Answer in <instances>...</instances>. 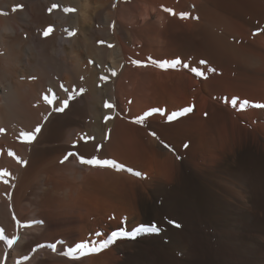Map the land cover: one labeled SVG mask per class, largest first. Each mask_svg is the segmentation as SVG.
<instances>
[{"label": "bare ground", "instance_id": "6f19581e", "mask_svg": "<svg viewBox=\"0 0 264 264\" xmlns=\"http://www.w3.org/2000/svg\"><path fill=\"white\" fill-rule=\"evenodd\" d=\"M201 6V0H0V231L16 238L11 247L0 240V264H119L121 253L131 256L145 245L164 248V264H264V168L260 181L238 177L232 162L239 143H214L195 159L199 185L184 207L195 217L194 233L171 228L149 201L132 204L128 213L138 221L124 228L116 213L125 183L147 189L150 200L171 182L164 163L174 160L171 130L184 116H167L195 102L193 117L202 106L198 63L186 43L200 38ZM154 60L181 63L165 70ZM71 93L64 112L55 110L59 101L44 99ZM261 95L264 105V88ZM250 107L258 137L253 131L254 140L241 141L264 152V107ZM152 109L166 114L134 122ZM38 124L36 138L23 141L21 132ZM79 156L114 160L125 170L82 165ZM117 230L130 240L112 241ZM80 241L99 251L80 260H74L80 253L64 254ZM105 241H112L108 249ZM53 243L55 250L47 246Z\"/></svg>", "mask_w": 264, "mask_h": 264}, {"label": "rangeland", "instance_id": "374dc122", "mask_svg": "<svg viewBox=\"0 0 264 264\" xmlns=\"http://www.w3.org/2000/svg\"><path fill=\"white\" fill-rule=\"evenodd\" d=\"M201 3L200 38L198 41L190 38L186 43L193 50L190 52L191 59L197 60L199 72L203 73V75H200V90L202 89L200 91L202 101L200 102L202 106L199 104L198 110L200 111L197 110L198 115L192 117L195 113V102H191L193 113L183 115L184 121L175 124L171 130V139L172 137L173 139L170 144L174 149V160L167 159L165 161L167 164L164 163V169L167 170H165L166 175L169 182L171 181L170 184L163 190H154V196L150 200L147 196L148 190H143L139 185L125 183L121 187L119 192V209L121 210H116V213L122 221L121 226L123 228L129 223L138 221L136 218L131 219V214L128 213L132 204L145 200V202L149 201L157 210V217H161L160 219L171 228L180 229L179 231L182 232L189 229L194 233L197 228L195 217L191 216L190 219L184 207L185 203L190 201V194H193L199 185L197 177L199 159L207 151L215 149L214 143H217L216 148L220 146L219 144L222 148H229V144L239 143L240 145L233 143V145L236 144L234 146L238 145L239 147H237H242L243 150L241 149L240 156L233 160L232 171H235L234 173L242 180H261V172L264 168V152L255 150V148H245V146L248 144L247 141L253 139L249 134L251 132V134L255 133V136L252 135V137L257 139L258 133L256 132H259L257 119L249 118L246 115V108L251 106L250 108L253 107V110L258 111L259 107L256 105H261L258 97L261 98L264 88V0H201ZM190 48L189 50H191ZM259 54H262L261 57ZM252 60H255V67ZM209 69H214V71ZM261 77L263 79L260 80ZM226 90L228 92L234 91L235 94L229 95ZM245 101H247V104L244 103ZM190 104L189 106H191ZM243 139L246 140V144L242 143L241 140ZM167 161H170V163L172 161V163L170 164ZM157 168L159 169V167ZM127 186L129 187L127 188ZM113 221L112 215L111 218H107V222L112 223ZM153 226L158 227L157 225ZM159 233V230H157L152 234L157 236ZM127 236L121 238L130 240V236L128 238ZM193 241H196V238ZM152 247L151 245H145L139 253L134 252L131 256L121 253L119 264H164V248ZM106 248L105 250L108 249ZM105 250H102V252ZM92 253L96 255L97 252ZM85 254L88 255V252ZM85 254L83 255L85 256ZM81 255H77L74 260H80Z\"/></svg>", "mask_w": 264, "mask_h": 264}, {"label": "snow or ice", "instance_id": "6c2138e0", "mask_svg": "<svg viewBox=\"0 0 264 264\" xmlns=\"http://www.w3.org/2000/svg\"><path fill=\"white\" fill-rule=\"evenodd\" d=\"M18 8L19 7H22V6H17ZM17 8H14L13 11H16ZM66 11H75L74 9H66ZM167 11H170L171 10H167ZM172 14H175V13H172ZM187 16V14H181V18H185ZM51 29H49L50 31ZM48 32H45L44 35H47ZM74 34V33H72ZM101 43H103L101 41ZM132 63L136 66H146L142 61H139V60H133ZM153 64H155L156 66L160 67L161 69H169V68H175L178 64H180L181 62L179 60H174V61H152ZM210 71H214V69H209ZM193 71H196V74L197 75H203L202 72H199L197 70H193ZM112 75H116L115 72L112 73ZM101 79L103 80H106L107 77H101ZM61 88L63 91H65L66 93L68 92V89L67 88H64L63 85H61ZM51 91V90H49ZM84 90L83 89H80V92L82 93ZM75 98V93H71L69 94L68 96V99H63V100H60L59 97L53 95L51 99H49L47 96L44 98L46 103H48L49 105H52L54 104L55 102L59 101V104H58V107H56V111L58 112H64L65 109L67 108L70 100L74 99ZM233 103H235V101H233ZM245 104H247V101L244 102ZM257 107H264V105H256ZM105 108L107 109H112L114 108V105L112 104H109V103H106L104 105ZM193 111V106H188L184 109H182L180 112H173L171 113L170 115L167 116V119L169 121H171L173 118H175L176 116H183V115H186L188 113H191ZM156 113H159L161 115H165L166 114V110H162V109H152L150 110L148 113L140 116V117H137L135 118L134 122L135 123H138V124H142L143 121L147 118V116H150L152 114H156ZM109 119H112L111 116H106L105 117V120H109ZM42 130V125H37L35 127L34 130L32 131H23L21 132V137L23 139V141L25 142H32L37 134H39ZM2 131V130H0ZM152 135H155V133L153 132ZM88 139H91L90 137H84V140L85 142H87ZM101 146H97V150H99ZM68 155H78L77 153H70ZM68 155H66L64 157V160H67L68 159ZM62 163L64 162L63 160L61 161ZM79 162L82 164V165H88V166H94V167H111V168H114V169H117V170H125V166L123 164H120L114 160H109V159H102L100 157H84V156H79ZM128 171H132L131 169H127ZM135 175H139L140 173L138 172H135L133 173ZM5 175H7L5 173ZM144 230V229H142ZM150 231H157V227L155 226H152L150 229H148ZM99 235V234H98ZM129 235L126 231H123V230H117V231H113L111 233V237H112V241H114L116 238L118 237H121V236H127ZM15 237H12V238H9L7 236H5L3 234L2 231H0V240H5L7 245L9 247H11L14 243H15ZM112 241H105V243L103 245H101V247H107V244L112 242ZM59 244L63 245L65 242L64 241H59L58 242ZM91 245V241H80L78 243H75L74 245H72L71 247L68 248L67 252H65L64 254L65 255H68V256H74V254L76 253H80V254H84L86 251L87 252H97L99 251V248L95 247V246H92L90 247ZM48 247L52 248L53 250L56 249L57 247V244L56 243H53V244H50V245H47ZM25 259H27V257H24Z\"/></svg>", "mask_w": 264, "mask_h": 264}]
</instances>
